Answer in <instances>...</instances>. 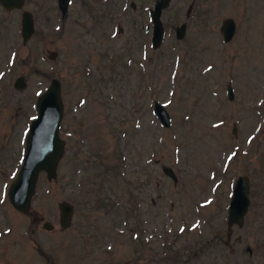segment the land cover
Returning a JSON list of instances; mask_svg holds the SVG:
<instances>
[{"label":"rangeland","instance_id":"374dc122","mask_svg":"<svg viewBox=\"0 0 264 264\" xmlns=\"http://www.w3.org/2000/svg\"><path fill=\"white\" fill-rule=\"evenodd\" d=\"M154 2L0 7V264H264V0H169L157 47ZM22 10L35 25L26 44ZM225 18L236 25L228 42ZM52 78L61 82L65 153L55 179L40 173L27 216L7 190ZM239 175L249 179L250 204L228 229ZM60 201L74 206L67 228Z\"/></svg>","mask_w":264,"mask_h":264},{"label":"water","instance_id":"95a60500","mask_svg":"<svg viewBox=\"0 0 264 264\" xmlns=\"http://www.w3.org/2000/svg\"><path fill=\"white\" fill-rule=\"evenodd\" d=\"M60 9L65 12L69 0H58ZM169 0H155L150 10L151 19V45L157 47L164 39V28L161 21L163 9ZM24 0H0V6L6 9L21 10ZM21 38L26 44L35 32L32 13L22 10L21 13ZM150 25H147L146 32ZM235 21L232 18L222 20L220 31L224 42L230 41L235 33ZM184 25H181L178 33L182 35ZM15 89L22 90L26 87V78L18 76L14 81ZM229 99L234 98L233 87L227 85ZM36 116L31 120L25 141L21 166L13 177L7 190V199L11 206L24 215H31V201L35 194L37 181L41 172H44L48 180L55 179L60 160L65 153V141L59 135L60 123L63 115V102L61 97V82L52 78L46 90L36 100ZM153 113L163 127L171 124L170 115L165 106L158 101L153 102ZM163 173L176 182L177 177L174 170L169 166L162 167ZM249 179L239 175L234 180L230 201L227 207V226H241L250 204ZM59 225L67 228L71 225L74 206L67 201L58 203ZM43 227L52 229L53 225L48 221ZM55 264V263H50Z\"/></svg>","mask_w":264,"mask_h":264},{"label":"flooded vegetation","instance_id":"af4514ba","mask_svg":"<svg viewBox=\"0 0 264 264\" xmlns=\"http://www.w3.org/2000/svg\"><path fill=\"white\" fill-rule=\"evenodd\" d=\"M25 1V0H24ZM58 2V0H57ZM69 3V2H68ZM132 7H135V5L133 3L130 4ZM58 6H59V2H58ZM1 7V6H0ZM3 10H6V11H12V10H15V9H6V8H3L1 7Z\"/></svg>","mask_w":264,"mask_h":264}]
</instances>
